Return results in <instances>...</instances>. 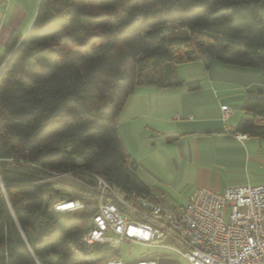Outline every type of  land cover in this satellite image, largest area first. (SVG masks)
I'll return each instance as SVG.
<instances>
[{"label":"trees","instance_id":"obj_1","mask_svg":"<svg viewBox=\"0 0 264 264\" xmlns=\"http://www.w3.org/2000/svg\"><path fill=\"white\" fill-rule=\"evenodd\" d=\"M7 53L0 264H97L119 258L111 245L84 240L98 208L97 177L127 197L155 200L119 130L128 97L137 86L199 90L181 65L210 70L219 61L264 73V0H41ZM243 107L234 131L264 138V92L248 91ZM54 193L88 205L56 211Z\"/></svg>","mask_w":264,"mask_h":264},{"label":"crops","instance_id":"obj_2","mask_svg":"<svg viewBox=\"0 0 264 264\" xmlns=\"http://www.w3.org/2000/svg\"><path fill=\"white\" fill-rule=\"evenodd\" d=\"M40 1L0 0V70L10 57L7 43L11 35L15 31L25 35L29 31ZM183 68L186 80L201 81L199 90L174 88L160 94L159 99V92H154L158 100L153 99L149 103L142 93L134 90L127 99L129 102L135 95L132 98L133 104L130 101L134 106L133 116L129 118L128 113L130 131L138 146L149 144L152 147L150 159L154 173H149L151 182L141 175V162L131 160L136 164L138 175L150 186L154 201L174 209L184 205H171L166 197V189L183 188L189 184L192 192L188 200L203 187L222 192L229 186L245 182L238 169L260 162L264 141L248 135L245 139H239L237 134L246 133L234 131L240 121L239 118L235 119L237 110H241V114L244 111L248 91L246 94L231 92L234 81L224 80L225 83H222L209 75L210 70L202 63L183 65ZM203 92L206 94H201ZM214 95L219 99L213 100ZM206 99L209 101L206 102ZM234 104L238 105L235 107ZM223 105L232 110L228 119H224Z\"/></svg>","mask_w":264,"mask_h":264},{"label":"built area","instance_id":"obj_3","mask_svg":"<svg viewBox=\"0 0 264 264\" xmlns=\"http://www.w3.org/2000/svg\"><path fill=\"white\" fill-rule=\"evenodd\" d=\"M222 111L224 119L231 117L228 106L223 105ZM237 137L245 139L247 134ZM97 179L94 227L84 237L89 244L155 245L171 237L182 246L177 252L187 264H264V184H237L222 192L203 187L174 209L136 193L127 197L103 178ZM87 205L81 199L61 198L54 210L72 212ZM97 264L124 262L113 258ZM137 264L158 263L140 260Z\"/></svg>","mask_w":264,"mask_h":264},{"label":"rangeland","instance_id":"obj_4","mask_svg":"<svg viewBox=\"0 0 264 264\" xmlns=\"http://www.w3.org/2000/svg\"><path fill=\"white\" fill-rule=\"evenodd\" d=\"M179 29H174L173 27L170 28L169 34H176L179 33ZM180 74L185 77V71L183 65L179 67ZM209 75L218 78V80L223 81H234L232 82L233 88H230L231 92L236 94H246V91L251 92H264V73L261 68L255 67H240L236 65H230L226 63H222L216 61L212 68L209 71ZM137 92L142 93L144 99L149 103L153 99H159L160 94H165L170 92L174 89H157L156 87L152 86H137L135 88ZM187 90V89H186ZM235 91V92H234ZM154 92H159L157 98L153 95ZM145 93H147L145 95ZM201 94H206L203 92ZM234 94V95H236ZM135 96V95H133ZM133 96L130 98L129 102L124 104L122 111L119 115L118 124L121 136L123 141L127 146L128 157L132 160H137V162H141L140 166V173L145 177L148 182H151L150 179V172L154 173L151 169V149L152 147L149 144H145L143 146L137 144V140L133 136V132L130 131L131 123L128 121V113L129 118H131L132 111L134 109L133 104ZM209 97V96H208ZM157 99V100H158ZM213 100H218L219 97L217 95L212 96ZM132 100V104L130 101ZM195 100V99H194ZM209 101L206 99V102ZM238 101V100H237ZM236 101V102H237ZM235 107L238 104H234ZM243 105V104H242ZM236 118H243L246 117V113L241 110H237ZM132 125V128L137 124ZM133 130V129H132ZM264 140V138H258ZM261 159L260 162L253 163L249 167H240L238 169L239 173L243 175L244 181L240 184H252V185H259L264 184V141L263 146L261 149ZM192 192V186L186 185L183 188H169L166 189V197L168 202L173 206H182L185 205L187 202V198L190 196ZM52 206L54 207V203L61 198L70 199V195L62 196V194L54 193L52 196ZM155 245H146L141 244L139 242H135L129 244L127 242H119L115 244L113 247L116 251L119 252L120 258L125 264H137V262L141 259H155L160 264H187L184 258L177 252V250H182V246L176 242L173 238L167 237L166 239H162L160 241H156ZM163 245V246H162Z\"/></svg>","mask_w":264,"mask_h":264},{"label":"water","instance_id":"obj_5","mask_svg":"<svg viewBox=\"0 0 264 264\" xmlns=\"http://www.w3.org/2000/svg\"><path fill=\"white\" fill-rule=\"evenodd\" d=\"M25 35H26V34H25ZM25 35H24V36H25ZM7 61H8V60H7ZM7 61L5 62L4 66L6 65ZM1 71H2V70H1ZM1 71H0V72H1Z\"/></svg>","mask_w":264,"mask_h":264}]
</instances>
